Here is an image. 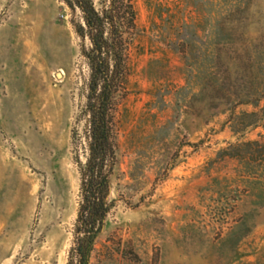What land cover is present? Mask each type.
Instances as JSON below:
<instances>
[{
    "label": "rangeland",
    "instance_id": "rangeland-1",
    "mask_svg": "<svg viewBox=\"0 0 264 264\" xmlns=\"http://www.w3.org/2000/svg\"><path fill=\"white\" fill-rule=\"evenodd\" d=\"M132 7L88 264H264V0ZM80 21L65 0H0V264H77Z\"/></svg>",
    "mask_w": 264,
    "mask_h": 264
},
{
    "label": "trees",
    "instance_id": "trees-1",
    "mask_svg": "<svg viewBox=\"0 0 264 264\" xmlns=\"http://www.w3.org/2000/svg\"><path fill=\"white\" fill-rule=\"evenodd\" d=\"M80 11L74 27L88 46L82 55L89 68L85 112L88 115L85 162L80 166L79 205L74 225L77 264H88L89 253L110 210L109 177L115 165V108L124 92L127 39L134 29L132 0H106L96 7L92 0H65ZM261 148H264L262 146Z\"/></svg>",
    "mask_w": 264,
    "mask_h": 264
}]
</instances>
